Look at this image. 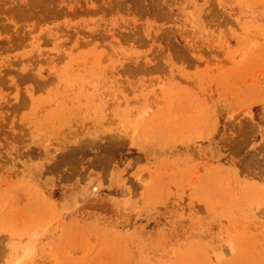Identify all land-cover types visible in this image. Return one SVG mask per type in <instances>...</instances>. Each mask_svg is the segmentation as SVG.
Wrapping results in <instances>:
<instances>
[{"label": "rangeland", "instance_id": "1", "mask_svg": "<svg viewBox=\"0 0 264 264\" xmlns=\"http://www.w3.org/2000/svg\"><path fill=\"white\" fill-rule=\"evenodd\" d=\"M0 264H264V0H0Z\"/></svg>", "mask_w": 264, "mask_h": 264}]
</instances>
